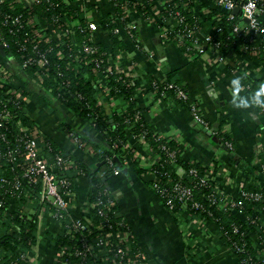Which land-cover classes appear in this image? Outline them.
<instances>
[{
  "label": "crops",
  "instance_id": "crops-1",
  "mask_svg": "<svg viewBox=\"0 0 264 264\" xmlns=\"http://www.w3.org/2000/svg\"><path fill=\"white\" fill-rule=\"evenodd\" d=\"M9 1L14 4L19 2ZM123 1L128 6V21L119 27V33L126 45L115 63L135 76H151L157 81L169 77L180 82L212 128H205L192 112L173 100L169 94L158 95L144 78L138 85L137 106L148 124L160 136L174 140L185 159L204 165L210 174L216 175L221 192L236 196L241 188L251 183L253 172L258 175L256 183L264 186V175L259 165L264 160V112L258 104L259 93L249 91L250 85L247 84L250 79L257 80L264 89V60L240 49L234 52V60L229 62H219L210 51L191 57L184 50L180 39L165 33L160 14L166 0H158L149 18L143 12L144 0ZM203 1L207 4H198L190 11L193 15L202 16L203 25L199 27L198 37L204 41L214 33L215 26L211 20L206 19L211 13L210 1ZM71 4V8L80 13L81 17L98 24L93 33L95 40L111 48L112 39L101 26V21L103 18H113L117 11L115 4L111 0H74ZM261 19L264 22V13ZM164 23L171 32L177 26L172 19ZM40 30L38 33L41 36L55 41H60L63 36L54 27ZM14 60L12 55L0 54V61L12 68L16 63ZM26 79L30 83L24 80L22 87L30 92L27 106L36 122L54 142L70 149L91 170L104 174L103 157L98 153H103V150L96 149L91 143L92 140H100L93 127L70 109L58 105V101L52 100L53 106L44 102L42 95L47 94L45 87L35 78L27 76ZM234 80H238V84H234ZM97 81L102 87L106 85L99 76ZM107 95L101 97L103 105L119 113L126 111L127 103L123 99ZM109 97L110 101L107 100ZM63 123L73 125L86 137L87 142L94 147V152L77 148L70 132H64ZM215 128H220L231 137L235 146L234 157L242 160L243 168L233 170L226 165L231 154L222 148L223 143L218 145L213 141L216 136L211 135ZM129 145L133 148L134 157L139 159L140 167H149L151 153L145 141L130 136ZM215 160L221 164L216 174L213 168ZM129 162L130 159H126L121 167L115 166L118 173L113 168L109 170V177L104 179L148 264H192L194 257L196 264H240L235 252L220 237L215 222L189 220L188 213L179 221L159 194L147 186L138 169ZM74 187L73 212L82 215L86 211L88 179L77 178ZM257 216L264 220V210L259 211ZM48 223L52 230L59 228V224L51 217ZM4 229L0 224V233ZM56 251L53 243L38 241L17 264H58ZM190 252L195 256L191 257Z\"/></svg>",
  "mask_w": 264,
  "mask_h": 264
},
{
  "label": "trees",
  "instance_id": "trees-1",
  "mask_svg": "<svg viewBox=\"0 0 264 264\" xmlns=\"http://www.w3.org/2000/svg\"><path fill=\"white\" fill-rule=\"evenodd\" d=\"M4 3L5 11H10L6 1ZM175 3H177V10L186 16L189 14V17H186L189 25L185 30L187 35L183 36V33L177 32L180 28L181 30L184 29V26L176 27L173 29V32H168L167 34L180 39L184 50L195 54L196 48L191 44V39L196 38V31L192 32V30L197 28L198 31L199 27L203 25L202 16L193 15L192 11L188 10H192L198 4L205 5L207 3L203 0H173L171 4L174 5ZM185 3L187 4L186 6ZM209 7L211 8V13L207 15L206 19L207 21L211 20L213 22L215 29L214 33L211 34L212 40L207 45L202 40L200 43L206 45L207 49H212L214 42L220 43V52L226 56L228 62L229 60H234V52L239 49L244 53H249L254 43H251L248 37H243L234 32V26L241 20L240 15L237 14L233 18H230L228 12L223 10L219 11L212 5H209ZM116 8L119 13V18L123 24H126L128 21V18L125 16L127 11L121 5H117ZM11 12L21 14L25 21L35 13L38 19L44 24L47 23V25L51 24L57 17L61 18V21L70 19V15L74 13L70 10L68 3H63L57 8L48 4H37L31 9L23 3H16L14 11L11 10ZM77 15V18L74 20L76 24L73 27L74 32L69 38H66V36L63 38L64 43L57 44L51 41L47 44H42L38 52L32 49L34 45L31 40L34 38V34L30 26L25 25L20 27L13 34H10L7 28L4 29L6 39L9 42V47L6 50L15 59L16 63L13 66L14 75L21 80V86H24V80L27 82V76L38 79L36 72L42 75L48 74L42 81V86L47 91V94L42 95L43 101L53 106L51 96H56L59 99L58 105L70 109L82 120L89 123L100 138L99 141L92 140L91 143L96 149L103 150L104 158L112 159L114 166L117 167H121L126 159H130L129 163L138 169L141 178L147 186L151 187L153 179L159 177L161 179L159 185L165 189V193L163 195L157 192V194H159L167 208L170 209L179 221H182L184 214L188 213L189 220L199 222L202 219L215 222L220 231V237L235 252L240 264H264V252L262 251V247L264 246V220L257 216L259 211L264 210V200L251 201L244 199L241 192H239L235 196L238 205L234 206V209H230L225 204H221V201L215 204L209 201L207 197L214 189L215 184L208 182L207 184L201 185L197 178L190 173L192 168H196L202 173L208 171V169L198 162H191L185 159L178 151L177 143L174 140L160 136L148 124L137 106L138 85L144 78L152 85L153 90L158 89V95H161L162 87L156 84L157 80L153 77H144V75L135 76L125 71L122 65L115 63L117 56L126 44L121 38V33L115 31L117 27L112 23L111 18H103L101 21V26L109 32V36L113 42V46L109 48L102 42L96 41V43L93 41L90 36L91 33L86 26L88 19L81 17L78 12ZM71 20L73 22V19ZM86 43L98 47L97 52L84 57V54H82L84 52H81L80 47ZM256 43L259 42L256 41ZM23 54L35 58H39L41 54H44L49 63L45 68L39 64H32L24 68L22 67ZM83 58L84 60H82ZM260 58L264 60V52H261ZM101 60L102 62L98 65V62ZM107 66L111 69L106 71L108 81L102 87L99 81H97V78L100 75L99 73L103 72L102 68H106ZM93 68H97L99 72L95 73ZM168 83H173L188 93L180 82L173 81V79L168 77L164 80L163 84L167 85ZM247 84L250 85L249 91H254L259 94L263 93V85H259L257 80L250 79ZM49 89L52 90V93L48 92ZM25 92L26 94L30 93L27 89ZM107 93L110 97L123 99L127 103V108L124 113L109 110L103 105L101 97H108ZM168 93L173 100L192 112L193 106L191 102L178 98L176 88L169 89ZM110 97L107 100L110 101ZM261 103L264 105V97H262ZM24 119L29 124L37 123L31 116H24ZM62 126L64 132H73L87 141V138L82 136L73 125L63 123ZM217 131L216 133H212L211 136H216L223 143L222 148L227 149L229 154H231L230 160L226 165L233 170L243 168L242 160L234 157L233 152L235 146L231 137L223 133L220 128ZM45 134L47 143L49 142L55 148L61 150L64 155L71 154L76 159L77 167L67 171V176L72 179L73 188L75 189L74 183L77 178L86 177L89 184L87 202L89 204L96 203L101 198L107 204L109 199H113L117 209L118 204L116 199L111 195L106 180L104 179L109 177L111 172L109 170L112 168L104 165L106 172L102 175L98 171L91 170L84 163L83 159L75 153H71L70 149L58 145L48 133L45 132ZM130 136L136 139L144 138L145 143L152 147V158L156 159L158 156L160 157L155 160L151 167H140L139 159L134 157L133 148L129 145ZM227 142H231V148L227 146ZM94 156L97 157V155ZM213 165L214 173L216 174L220 170L221 164H219L218 160H215ZM259 165L261 166V162ZM152 170L154 172L150 173ZM261 171L262 175H264V170ZM253 173L255 175L252 174L251 183H248L245 188L252 192L264 193V186L256 183L258 175L255 172ZM176 182L192 188L193 195L189 200L188 206L182 205L183 203H181L179 198L174 197L175 192L173 189ZM168 199H172V202L168 203ZM195 201H198L201 206L198 208L193 207L192 203ZM17 206L19 207V204ZM18 211L11 214V217H8L7 221L0 222L6 228L0 233V264L20 262L22 256L38 241L51 242L54 246H59L60 244L70 246L72 247L70 250H73L75 247L86 249V254L83 256L67 254L65 260L68 261V264H100L102 263L103 256H114L112 249L115 246L114 244L110 245L107 243L108 249L102 253L96 241L103 239L106 242L109 233L130 229L123 215L122 217H117L113 210H108L105 207H94L89 209V216L94 223L93 229H81L72 232L71 235L61 230L56 236L52 237V240H49V236L52 234L49 225L48 229L43 233L44 237L39 238L36 234L38 230L37 218H28L25 214L17 216ZM71 214H74V212L72 211ZM121 218H124V220ZM117 222H122V225L119 226ZM12 224H17L18 229ZM99 225L101 226L98 227ZM70 236H73L74 239H70ZM131 246L134 252H141L138 244L134 240V236L131 240ZM190 253L191 257L195 256L192 252ZM193 259L192 264H196Z\"/></svg>",
  "mask_w": 264,
  "mask_h": 264
},
{
  "label": "built area",
  "instance_id": "built-area-1",
  "mask_svg": "<svg viewBox=\"0 0 264 264\" xmlns=\"http://www.w3.org/2000/svg\"><path fill=\"white\" fill-rule=\"evenodd\" d=\"M5 1L10 11H5ZM72 1L74 0H19L18 3H23L30 9L37 4H48L57 8L63 3H68L70 10L74 12L70 15V19L61 21V18L57 17L53 22H51V24L47 25V23H42L35 13H33L25 21L21 14H14L11 12V10L14 11V3L9 0H0V45H3L6 55L11 56V54H8L6 50L9 47V42L5 36V28L8 29L10 34H13L20 27L25 25L30 26L32 33L34 34V38L31 40L34 45L32 49L37 50V52L40 50L42 44H47L51 41L57 44L64 43L63 38L65 36L66 38H69V36L74 32L73 27L76 25L74 20L78 16L77 12L71 8ZM111 1L115 4V6L121 5L122 8L127 11L128 6L125 1ZM209 1L210 4L219 11L223 10L228 12L230 18L237 15L234 11L239 9L241 20L234 26V32L243 37H248L251 43H254L250 52L260 56L261 52H264V22L261 19V15L264 13V0ZM157 2L158 0H144L143 12L145 17L149 18L152 16V12H154L153 9L157 5ZM172 2L173 0H166L162 14H160V20L164 26L165 33L171 32V29L168 30L169 28L165 26L164 22L168 19H172L176 22V27L184 26V29L181 30L180 28L177 32L181 34L183 33L182 35L185 36L187 35L185 30L189 27L186 17H189V14L186 16L181 11L177 10V3L172 5ZM186 5L187 4L185 3V6ZM188 11H190V9ZM125 16L127 17V13ZM71 19H73V22ZM112 23L117 27L115 31H119V27L121 25L124 26L117 11L112 18ZM86 26L91 33L90 36L93 41L96 42L93 33L98 28V24L94 21L88 20ZM49 27H54L58 32L63 34L60 41H55L39 34V31H41L40 28L47 29ZM195 29L192 30V32L196 31V38L191 39V44L194 48H196V53H190L191 57L197 54H205L210 51L216 56V59L219 62H226V56L220 52V43L214 42L212 49H207L206 45L212 40V37L208 36L204 41L202 40L204 44H206L204 45L200 43L201 39L198 37L197 28ZM130 32L132 33V31ZM256 41L259 43H256ZM80 50L81 52H84L82 54H84L85 57L88 54L97 52L98 47L86 43L80 47ZM22 58V67L24 68L32 64H39L45 68V66L49 63L44 54H41L39 58L23 54ZM82 60H84V58ZM101 62L102 60L98 62V65H100ZM93 69L95 73L99 72L97 68ZM110 69L111 68L107 66L106 68H102L103 72L99 73L100 79L105 81V83L108 81L106 78V71H109ZM36 74L38 79H35L41 84L45 77L48 76V74L42 75L39 74V72H36ZM157 82L156 84H158L159 87H162L161 94L163 96H167L169 94V89L176 88L178 98L191 102L193 106L192 114L194 118L205 128H212L210 122L202 116L198 105L190 100L188 93L178 86H175L173 83L164 85V80ZM48 91L52 93L51 89ZM155 91L157 92L158 89H155ZM258 95L259 107L264 112V105L261 103V99L264 97V90L262 94ZM28 96L29 94H26L25 90L21 86V80L14 75V67L12 68L10 65H6L4 62L0 61V222L7 221L8 217H11V214L19 210L17 212V216L25 214L28 218H37L38 230L36 234L39 238H42L44 237V231L48 229V219L51 217L59 224V228L57 230L50 229L53 235L50 234L49 240H52V237L56 236V234L61 230H64L67 234L71 235L72 232L81 229H93L94 223L92 218L89 216L90 208L105 207L108 210H113L117 217H122L120 210L118 208L116 209V204L113 199H109L108 203L105 204L104 200L101 198L96 203L89 204L87 202L84 214H71L75 206V204H73L75 189L73 188L72 179L67 176V171L77 167L76 159L73 158L71 154L64 155L61 150L55 148L49 142L47 143L45 131L38 123L29 124L24 119V116H31L34 118L28 110ZM51 98L52 100H59L53 95ZM212 132L216 133L218 131L217 129H213ZM69 135L77 148L90 153L94 152V147L90 143L83 140L73 132H70ZM227 146L231 148V142H227ZM98 153L101 157H103L102 152L98 151ZM157 159L158 157L155 160ZM102 160L104 165H108L115 170V173H118L112 159L103 157ZM155 160L151 161L149 167L153 165ZM260 168L261 170H264V162L262 161ZM153 172V170L150 171V173ZM190 173L197 178L201 185L207 184L208 182L215 184L214 189L207 197L213 204L221 201V204H225V206L230 209H234V206L238 205V202L235 200V196H229L228 194L221 192L219 180L216 175H212L208 171L202 173L196 168H192ZM160 182L161 179L159 177H155L151 187L159 194L164 195L165 189L161 188L159 185ZM173 191L175 192L174 197H178L181 203H183L182 205H189V200L193 195L191 187L176 182V184H174ZM240 192L244 199H249L251 201L264 200L263 192H252L247 190L245 187L241 188ZM171 202L172 199H168V203ZM17 204H19V207ZM192 206L198 208L201 204L198 201H195L192 203ZM121 219L124 220V218ZM117 224L120 226L122 225V222H117ZM12 225L18 229L17 224ZM100 226L101 225L98 227ZM132 237L133 232L131 229H125L109 233L106 242H104L103 239L97 240L96 243L99 245V249L102 253L106 252L108 249L107 243L110 245L114 244L115 246V248L112 249L114 256H103L101 261L102 263L100 264H148L142 250L138 253L134 252L133 247L131 246ZM70 239H74V237L70 236ZM70 248L72 247L62 244L57 246L56 255L58 264H68V261L65 260V256L67 254L76 256H83L86 254V249L75 247L73 250H70ZM24 256L25 255L22 256V259ZM17 263L18 262L14 264Z\"/></svg>",
  "mask_w": 264,
  "mask_h": 264
},
{
  "label": "water",
  "instance_id": "water-1",
  "mask_svg": "<svg viewBox=\"0 0 264 264\" xmlns=\"http://www.w3.org/2000/svg\"><path fill=\"white\" fill-rule=\"evenodd\" d=\"M234 13L235 14H239L240 12H239V9H236L235 11H234ZM0 54L1 55H3V56H5L6 55V52H5V50H4V47H3V45H0ZM210 134H211V132H209ZM213 141L216 143V144H221V141L217 138V137H213Z\"/></svg>",
  "mask_w": 264,
  "mask_h": 264
},
{
  "label": "rangeland",
  "instance_id": "rangeland-1",
  "mask_svg": "<svg viewBox=\"0 0 264 264\" xmlns=\"http://www.w3.org/2000/svg\"><path fill=\"white\" fill-rule=\"evenodd\" d=\"M52 116V115H51ZM144 140V139H143ZM147 144V143H146ZM148 145V144H147ZM148 150H149V152L151 153V161L154 159V158H152V147H150L149 145H148ZM179 151V150H178ZM158 158H160L159 156H158ZM155 160V159H154ZM182 171V170H181ZM56 248H57V246H55ZM57 250V249H56Z\"/></svg>",
  "mask_w": 264,
  "mask_h": 264
},
{
  "label": "clouds",
  "instance_id": "clouds-1",
  "mask_svg": "<svg viewBox=\"0 0 264 264\" xmlns=\"http://www.w3.org/2000/svg\"><path fill=\"white\" fill-rule=\"evenodd\" d=\"M233 83H234V84H238V80H234Z\"/></svg>",
  "mask_w": 264,
  "mask_h": 264
}]
</instances>
